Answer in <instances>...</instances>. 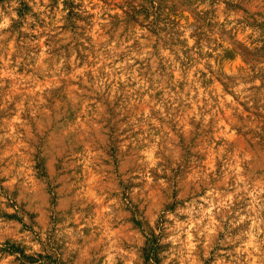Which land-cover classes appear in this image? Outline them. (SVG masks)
<instances>
[{
    "label": "clouds",
    "instance_id": "1",
    "mask_svg": "<svg viewBox=\"0 0 264 264\" xmlns=\"http://www.w3.org/2000/svg\"><path fill=\"white\" fill-rule=\"evenodd\" d=\"M25 2L33 12L23 16L21 0L0 2V95L7 77L17 88L37 85L42 78L47 83L38 90L47 89L48 96L42 106L35 100L26 105L16 97L17 129L0 135V142L8 139L24 149L7 168L0 167V179L7 177L0 184V212L23 220L6 222L0 216V264H48L41 257L54 249H59L54 256L58 264H156L153 254L145 258L142 252L151 247L153 234L160 246H168L159 254L161 264H264V132L255 119L242 124L235 117L230 119L232 130H220L221 124L229 128L221 109L242 112L243 103L254 111V97L264 105V57L251 59L250 51L222 32L236 53L234 62L226 61L225 48L215 40L208 42L202 23H185L172 33L154 22L155 16L145 21L143 14L132 23H151V30L130 29L121 39L112 22L100 19L97 8V28L85 34V40L91 35L95 44V50L88 47L94 58L89 68L78 56L83 52L75 46L81 30L72 29L68 12L84 16V9L91 11L98 0H83V8H66L65 0H57L54 13L52 0H42V7L41 0ZM70 2L79 5L81 0ZM135 3L151 10L147 0ZM232 4V31L262 36L264 0ZM75 23L84 25L83 20ZM100 26L111 28L116 39L101 36ZM96 37L105 43L101 46ZM202 38L205 54L216 49L211 61L196 56ZM44 39L49 41L46 47ZM243 61L248 67H233ZM13 95L0 103V110L13 102ZM214 124L222 140L220 135L212 139ZM18 129H26V134ZM238 133L260 137L241 145ZM198 137L208 143L194 148V141L202 143ZM81 145L91 147L78 162L100 173L94 177L100 181L99 195H92L87 204L82 201L88 194L84 185L76 194L63 167ZM110 149H115L114 159L106 155ZM104 160H111L110 173H105ZM121 163L126 167L120 168ZM40 194L47 197L43 210L34 207ZM64 199L71 202L74 214L78 212V226L60 223L53 231L48 217L63 219L69 209L57 206V201ZM89 204L102 209L95 218ZM37 213L34 222L29 214ZM134 219L141 227L126 234L123 225ZM88 230L93 235H86Z\"/></svg>",
    "mask_w": 264,
    "mask_h": 264
},
{
    "label": "rangeland",
    "instance_id": "2",
    "mask_svg": "<svg viewBox=\"0 0 264 264\" xmlns=\"http://www.w3.org/2000/svg\"><path fill=\"white\" fill-rule=\"evenodd\" d=\"M0 2H3V0H0ZM147 2L151 4V10L146 9L143 6L138 7L135 3V0H98V2L92 3L91 11H88V9H84L86 13V15L84 16H82L80 13H76L73 11L68 12V19L71 21L72 29L81 30L79 40H77L75 46L77 48L82 47L83 52H78V56L84 58V61L88 63L89 68L94 67V65L92 64V60L94 58L88 55V47L89 45H91L93 50H95V44L92 43L93 36L88 35L87 39L85 40V34L88 33L91 29L97 28V24L95 23L97 8H99L102 13L100 19L104 20L107 18L110 22H112V26L115 27L116 32H119L121 39L125 38L127 32L130 29L135 30V28L137 27H143L151 30V23H132L136 20L137 16L143 14L145 17V21H147L149 16H155L154 22L163 23L167 28L171 30L172 33H177L181 29L182 25H184L185 23H191L193 21H196L197 23H202L208 30L204 33V36L207 37L208 42L211 43L213 40H215L217 44H220L221 47L225 48V52L227 53L225 57L226 61L230 59L234 62L236 53L231 47L230 41L224 40V37L221 34L222 32L224 34H230L231 40H235L240 45V47L247 51H250L252 53L250 57L251 59L259 60L260 58L264 57V34H262V36L260 37L249 38V36H247L244 32L232 31V27L230 25V22L228 21V16L234 10L232 0H147ZM56 4L57 0H52L50 11L53 13L55 12ZM65 4L66 8L84 7L83 0H81V3L79 5L71 4L70 0H65ZM205 4L208 5V8H204ZM42 6L43 4L41 0V7ZM29 12H33L32 7H30V5L25 2V0H21L19 14L23 16L25 13ZM33 15L35 16L37 14L33 13ZM37 18L39 17L37 16ZM75 20H83L84 25H77L75 23ZM41 27H44L43 23L41 24ZM259 27L264 30V25H260ZM121 29H123V31H121ZM60 30L65 31V27L61 25ZM99 31L101 33V36H107L110 40L116 39V34L111 32V28H109V31H105L104 26H100ZM208 32H211L212 35H208ZM33 39L34 41L42 39V35L34 36ZM96 39L101 44V46L105 43V41L102 40L100 37H96ZM172 42L175 46V37H173ZM48 43L49 41L47 39L43 40V46L46 47ZM184 43V41H179V44L181 46H183ZM203 44L204 39L202 38L200 41L201 50L196 53V56H199L201 62H203L205 59L211 61L213 55L216 52V49L213 48L212 51L205 54L202 50ZM225 45H227V47H225ZM37 47H39V45ZM186 55H191V52H187ZM196 56H192V61H195ZM241 66L248 67V64L246 61H243L242 64L239 66L233 63V67L236 68V70H239V67ZM192 67H195V63H192ZM225 69H227V63L225 64ZM5 79L7 83L3 94L0 95V103H3L4 100L10 94L14 95L13 102L9 103L6 106V109L0 110V135H5L6 132H10L14 129H17V124L14 119V113L15 111H18L16 105L19 103V100H17L16 97L24 99L26 105L30 102V100H35L38 105L42 106L43 102L48 96L47 89H45L44 92L38 90L42 85L47 83V81L43 80L42 78L40 80V83H38L37 85L29 84L21 86L19 88H17L9 78L6 77ZM212 83H218V81L212 80ZM253 99L255 100L254 111L248 109L247 106L243 103L241 104V108L244 109L242 112L239 110H237L236 112H229L227 109H221L220 116L224 118V124H228L229 128L224 129L223 124H221L220 130L224 132L232 130L233 126L230 123V119L232 117H235L242 124L246 121L251 122L253 121V119H255V121L258 122V127H261V131L264 132V111H261V108H264V105L260 104L258 97H254ZM230 107L231 106L229 105V108ZM10 113L12 114L10 115ZM20 119H25V114L23 112L20 113ZM18 131L26 134V129H18ZM116 131H118V128H112L111 134L115 136ZM218 135H220V139L222 140L223 136L220 134V131L216 129L214 124L213 128L211 129V137L215 140ZM258 137H260L259 133L255 135L249 134L247 136H239V142L241 145H243L248 141L257 140ZM197 139L202 138L198 137ZM207 143V139L203 138L201 144H197L194 141L193 147L201 148ZM216 143L218 146H220L219 140H217ZM90 147L91 145H81L79 147V150L75 152L73 156L70 157L63 165L66 175L71 177L76 194H79L81 191L80 185H84L85 193H88L87 195L82 196V201L85 204L88 203L92 195H99L97 186L99 185L100 181L98 179H94V177H98L100 173L95 168L92 169V171H88L84 168L83 164L78 162V158L80 157V155H86ZM21 151H24V149L22 147H18V145L12 142L11 140L6 139L5 141L0 142V167L7 168L8 162L13 159L14 155L18 154ZM106 155H110V157L114 159L115 149H110L108 152H106ZM198 155H203V153H198ZM102 163L105 166V173H110L111 160H104L102 161ZM73 165H75V167H73ZM119 167L125 168L126 165L121 163ZM52 171L53 166L50 163L47 172L50 174L52 173ZM108 179V175H105L104 182L107 183ZM134 179L139 180L140 177L136 176L134 177ZM6 180L7 177L0 179V184H3L4 182H6ZM143 183H146V181H144ZM121 184H123V181H121ZM129 191L130 189L126 187L124 192L125 199L128 198ZM46 203L47 197L44 194H40L34 207H38L43 210ZM104 203L106 206L108 205L107 198L105 199ZM57 206L68 208L69 211L63 217V219L48 217V219H51L53 222V231H55V225L60 223H67L69 227L78 226L76 219V215L78 214V212L74 214V211L71 207V202L69 200L64 199L61 201H57ZM100 211H102V209L99 207V205L93 207L91 204H89V214H91L93 218H95V216H97ZM38 215V213L29 214V218L35 222ZM0 216H2L6 222L17 221L23 223L22 217H20L19 215L10 216L7 213L0 212ZM25 227L27 228L28 226L25 225ZM139 227H141V223L139 220L135 219L132 221H128L123 225L126 234L135 233L136 229ZM31 230L34 231V229ZM85 234L89 236L93 235L91 230L86 231ZM148 243L149 245H151V247H146L142 249L144 257L147 258V256L151 253L156 258V264H161L159 254L161 251H166L168 246H160L157 243V238L154 234L151 236ZM14 250L22 252V250L19 248H15ZM128 250L129 249L127 248L125 249V251ZM57 251H59V249L49 250L48 254L46 256H42L41 259H46L48 261V264H58V261L54 259V256ZM89 254L91 255V252ZM26 259L31 261V257H26ZM32 264H34V261L32 262ZM133 264H136V262L133 261Z\"/></svg>",
    "mask_w": 264,
    "mask_h": 264
}]
</instances>
